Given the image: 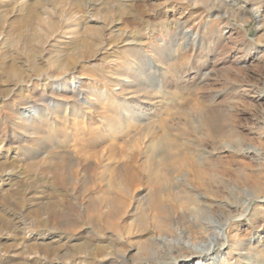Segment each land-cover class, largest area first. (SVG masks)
I'll list each match as a JSON object with an SVG mask.
<instances>
[{"label":"rangeland","instance_id":"374dc122","mask_svg":"<svg viewBox=\"0 0 264 264\" xmlns=\"http://www.w3.org/2000/svg\"><path fill=\"white\" fill-rule=\"evenodd\" d=\"M17 1L0 3V205L21 216L0 222V264H51L64 250L74 253L70 264H106L103 253L72 249L83 240L108 241L115 264H138L137 242L149 238L152 264L171 261L174 240L137 223L146 187L132 189L115 228L96 223L99 175L118 156L224 160L245 147L259 151L256 184L232 173L248 169L219 165L225 185L213 186L208 201L240 205L224 226L234 245L224 250L228 263L264 264V96H256L264 90V0H39L35 18ZM212 7L238 26L231 40ZM251 45L261 56L249 60ZM233 46L243 61L231 60ZM55 201L60 215L52 217ZM48 230L59 242L41 236Z\"/></svg>","mask_w":264,"mask_h":264},{"label":"bare ground","instance_id":"6f19581e","mask_svg":"<svg viewBox=\"0 0 264 264\" xmlns=\"http://www.w3.org/2000/svg\"><path fill=\"white\" fill-rule=\"evenodd\" d=\"M1 1L2 0H0V3ZM38 1L39 0H32L31 2L26 3L27 2L26 0V2L25 1L20 2L21 3L20 5L21 6L26 5L29 12L28 16L35 18L37 17L38 13L32 10L31 5L32 2L36 4ZM225 1L233 5L236 4V0H225ZM211 10L214 12L213 17L212 16L211 17L215 19L214 24L218 26L217 27L219 30L218 32H220V35L225 39L231 40V38L238 31L239 29L238 26L235 25L234 23H229L224 20V18H226L227 16L225 11H222L219 8H215V7H212ZM209 19L211 20V18ZM184 34L188 39L195 38V34L192 33V31L191 32L184 31ZM230 45L231 44H229V46ZM229 48H230L229 51L231 53L232 52L234 53L231 59L232 61L239 63L244 60L245 57L243 53L234 52L233 50L236 49L234 46ZM245 55H249L248 57L249 60L261 56L259 54V48L252 45L247 48V54ZM122 69L123 67L121 68V70ZM119 80H120L119 83L125 81L123 78H120ZM256 96L258 97V99L260 97H263L264 90L258 91ZM155 146L157 145L155 144ZM152 151L154 152V150ZM233 152L237 154V157L230 156V158L224 160L221 159L212 160L207 158L196 159L194 157H193L194 159L181 158V157L170 158L168 156L162 157L163 155L162 154L160 156L162 158H159L158 156L159 159L148 158L149 156L148 155L147 159H145L146 157L145 156L144 160L142 159V161H138L129 156H123L120 158L119 156L118 157L116 156L118 159H115L113 161V164L110 163L112 164L111 165L112 167L109 175L108 176L99 175L97 179L98 181L96 182V191L98 192V195L95 194L97 197V199L95 200L97 201L96 202L94 201L96 203L95 205L96 210L94 213L95 214L94 216L96 217L95 220L97 221L96 223L100 224L105 228L112 227L113 225L115 226V223H117L116 218L119 219L121 214L123 216L122 212L127 206L128 200L132 195L131 194L132 189H135L134 187L140 184L147 188V198H144L142 196L138 198V200H140L139 203L140 214L139 217L137 216L138 217L137 223H139L142 226L148 225L149 227H151L152 230H155L161 233L163 236H165L164 238L170 237L171 239L174 240L173 245L179 250V253L175 257H173L171 261H159V262H161L162 264H176V262L180 264H194V263L195 264H229L228 261L231 256V253H228L227 251L224 250L234 245H232L233 243L232 236L230 235L229 231L224 229V226L228 218V215L234 211H237L240 208V205L233 204L230 202H224L223 204L216 205L215 203L208 201V196L212 195L211 193L212 190L224 187L225 185L223 181L219 180L221 173L220 171H218L219 169H216L219 165L221 166L223 165V167L225 166L226 168L229 167V169L232 167L235 168L243 167L244 169H248L249 171L238 170L236 172L235 170H232L234 171L232 173H234V176L238 179L240 177L244 179L246 178L247 181H249L250 185L256 184L257 176L254 174L253 171H250V169L251 167H253L252 161L255 160L259 151L254 147H245L241 149H235ZM74 153L78 158H80V155L82 154V153L80 154V144L75 145ZM116 153L120 154L119 152ZM135 153L136 152L134 151V154ZM11 158L12 160L13 159L15 160V158L16 159L19 158V154L18 153L16 154L15 152V154H13ZM6 164L7 162L4 161L2 167L4 168L5 167L4 165ZM256 164H259V162ZM12 175L16 177L19 175V173L15 170H11L8 176L11 177ZM177 175L179 177H176V180L174 181L173 177ZM181 179H189L190 184L184 183ZM213 186L216 188L213 189L212 188ZM196 189H200L203 192L201 193L199 191L197 192ZM252 194L253 193L250 192L247 195L252 196ZM3 197L4 199H7L6 198L7 196L4 195ZM59 203L60 202L55 201L54 204L50 205L49 209L52 217H56L60 215ZM136 205H138V203ZM2 214H5L6 216L5 215L4 216L7 217L8 219L5 218L6 220H4ZM20 216L21 213L16 211V209L14 210L13 207L0 205V222H2V225L8 226L9 223L13 224L17 222V219H19ZM120 219L118 221H120ZM22 227H16L17 231H21L23 229ZM139 227L140 226L138 225V230ZM41 236L42 237L44 236L46 238L59 237L56 236L55 232L54 231L52 232V230H48L47 234L44 233ZM156 237H154V239ZM90 241L89 240L80 241V243L74 244L72 246V249L80 250V254H83V256L94 257L96 254L103 253L104 256L107 257V260H105L106 264L116 263L112 259L111 251L114 250H111V244L108 241L102 243L97 242L94 245H92ZM148 241L137 242L138 243L137 254H136L137 256L133 258V260L138 262V264L153 263L152 257L149 256L150 253L153 251L152 248L153 244H151ZM152 241H153V237L151 242ZM166 241L169 242L168 240ZM56 242H59V238L57 239ZM55 249L56 246L52 244L49 245L46 244L44 246V250L47 253H52ZM73 255L74 253H72L71 251L64 250L62 251L60 257H58L59 256L58 254V256H56L57 259L55 258L56 260L51 264H70L69 262H67V259H69L68 257L70 256L72 257ZM145 257H147V259H144ZM123 259L127 260V255L121 258L122 261ZM95 261L96 260L90 262L89 264H97ZM44 263L45 262H42V264ZM13 264H31V263L30 262L28 263L26 261H20L19 263L13 262Z\"/></svg>","mask_w":264,"mask_h":264}]
</instances>
